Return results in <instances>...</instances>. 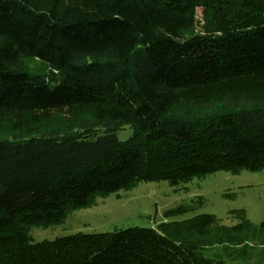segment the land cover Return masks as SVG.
<instances>
[{
  "label": "trees",
  "instance_id": "1",
  "mask_svg": "<svg viewBox=\"0 0 264 264\" xmlns=\"http://www.w3.org/2000/svg\"><path fill=\"white\" fill-rule=\"evenodd\" d=\"M262 169L264 0H0V264H225L204 255L215 246L264 257V221L210 214L29 234L141 183Z\"/></svg>",
  "mask_w": 264,
  "mask_h": 264
},
{
  "label": "rangeland",
  "instance_id": "2",
  "mask_svg": "<svg viewBox=\"0 0 264 264\" xmlns=\"http://www.w3.org/2000/svg\"><path fill=\"white\" fill-rule=\"evenodd\" d=\"M198 20L201 21V12ZM29 69L39 70L41 64L32 62ZM130 135L129 129L119 132L121 140L128 139ZM119 195L96 197L89 206L74 210L61 223L31 227L29 234L32 241H53L79 233H115L132 227L156 229L161 223L184 221L201 214L214 215L228 227L243 219L257 227L264 221V169L239 174L218 171L196 178L180 189L167 182L141 183ZM199 197L204 199V204L194 203L196 208L191 212L166 216L169 210L191 204ZM258 252L259 249L252 251L253 256L232 259L227 250L215 246L205 249L203 253L207 258L222 259L225 264H264L263 254L260 256Z\"/></svg>",
  "mask_w": 264,
  "mask_h": 264
}]
</instances>
